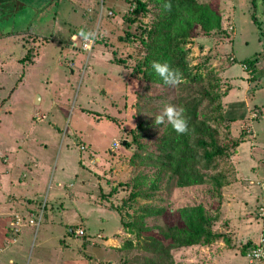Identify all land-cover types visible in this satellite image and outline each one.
<instances>
[{
    "label": "rangeland",
    "instance_id": "1",
    "mask_svg": "<svg viewBox=\"0 0 264 264\" xmlns=\"http://www.w3.org/2000/svg\"><path fill=\"white\" fill-rule=\"evenodd\" d=\"M141 1L148 10L132 23L134 0H0V158L3 148L17 158L30 148L40 159L41 174L39 189L31 195L34 224L24 225L16 237L30 239L32 248L15 252L14 264H136L139 251L115 248L133 240L123 225L140 219L145 206L157 216L145 219L144 234L181 226V209L201 206L211 216L212 233L219 237L210 245L174 250L175 264H250L241 250L260 238L256 212L260 186L264 189V64L252 102L248 96L255 85L246 83L239 63L227 62L263 49L264 0H196L218 13L222 32L205 36L193 25L194 36L183 45L191 76L181 83L218 84L222 119H235L224 139L244 141L232 150L224 171L227 183L219 190L212 185L168 190L163 183L156 190L134 158L139 151L134 137L143 134L138 123L152 124L146 132L151 139L162 131L154 120L166 107L164 100L182 93L181 83L167 90L134 69L145 60L147 71L156 61L146 58L140 31L159 12L154 0ZM81 31L95 38L86 42ZM126 33L133 36L124 43L119 38ZM194 76L201 78L197 84L191 83ZM8 172L6 178L14 174L17 182L25 181L22 172L0 159V181ZM6 187L3 183L0 194ZM77 228L107 240L86 246L83 237L70 234Z\"/></svg>",
    "mask_w": 264,
    "mask_h": 264
},
{
    "label": "trees",
    "instance_id": "2",
    "mask_svg": "<svg viewBox=\"0 0 264 264\" xmlns=\"http://www.w3.org/2000/svg\"><path fill=\"white\" fill-rule=\"evenodd\" d=\"M134 2L135 6L131 9L134 18H129L132 23L137 21L138 15L146 13L148 10V4L145 2L141 0H134ZM154 2L159 14L155 15V19L149 27L140 31L142 43L148 51L146 58L154 56L156 61L162 64L167 63L171 68L177 69L181 73L182 79H189L191 74L184 61L185 39L193 38L191 30L193 25H198L205 36L211 33L219 34L222 32L221 18L210 6L203 7L196 0H170L172 4L170 11L165 10L163 6L168 0H154ZM32 8L33 6H29V9ZM108 13L111 15L110 11ZM251 19L254 24L258 23L254 13L251 15ZM31 28L32 25H29L26 34ZM5 35L9 36L11 32ZM132 36V34L126 33L119 39L125 43L131 41ZM262 37L264 43V33ZM116 63L122 64L123 62L117 60ZM227 63L231 66L239 63L246 74V83L255 85L248 96L253 102L254 91L260 88L256 82H260L258 71H260L259 65L264 64V47L251 58L242 61L229 58ZM145 65L147 66V63L144 60V62L138 63L134 69L147 81L158 84L167 90L173 89V86L164 83L152 67H148L149 69L145 71L143 68ZM197 79L201 78L194 76L191 78V83L197 84ZM180 86L182 93L175 95L170 101L164 100V102L166 106L175 105L185 109L184 115L188 120V132L182 135L177 134L165 117V123L160 125L162 131H159L158 134L154 133L150 139L146 136V132L152 124L139 122L137 130L143 134L134 137L133 142L139 150L134 153V158L139 159L142 167L147 169L144 178L146 177L145 180L149 181L151 187L156 190L162 183L169 186L166 187L168 190L172 187L201 185H212L219 190L227 183L224 171L227 169V161L232 150L238 149L244 141L241 142L234 138L224 139L229 138L230 125L235 119H226V122L222 119L223 108L218 94V84L206 83L200 87H190L181 83ZM231 121L233 122L231 123ZM140 185L141 183L136 181L134 187ZM260 189L261 203L257 207L256 214L258 213V220L261 222L259 236L264 238V224L260 216L261 208L264 207V189L262 190L261 186ZM110 209L114 211L113 208ZM142 211L144 215L140 216V219L126 225L124 222L122 223L124 227L129 228V233L134 236L133 240H124L121 247L115 248L120 253L130 250L139 251V254L134 258L136 264H175L172 254L174 250H181L196 244L210 245L219 237L218 234L212 233L213 220L201 206L181 209L179 211L181 226L161 227L156 229V233L149 232L148 234H144L146 230L144 221L146 218L157 216V212L151 206H145ZM31 221H33L32 218ZM75 230H71L70 234L75 235ZM81 231V236H75L83 237L86 246L99 247L107 240L105 235L101 238L99 236L102 234L98 233L96 238H90L86 234V230ZM257 246L260 245L256 240L247 250L246 248L241 250V255L246 257ZM262 246L264 247V243Z\"/></svg>",
    "mask_w": 264,
    "mask_h": 264
},
{
    "label": "crops",
    "instance_id": "3",
    "mask_svg": "<svg viewBox=\"0 0 264 264\" xmlns=\"http://www.w3.org/2000/svg\"><path fill=\"white\" fill-rule=\"evenodd\" d=\"M25 138H27V136H25ZM3 150L4 154L0 158L1 160L3 159V164L11 165L13 171L22 172V177L25 180H19L17 182V176L14 174L8 179L6 178L10 175V172H8L4 180L0 181V188L3 183H7V187L5 188L6 192L0 194V201H4L1 206L3 209L0 210V258L3 257L4 264H9L10 261L14 264L15 252L24 249V247L30 249L33 244L31 242L29 243L30 239H26V237H21L22 239L16 237L24 225L27 223L30 224L31 217L33 218V215H35L36 207L34 205L36 202L31 195L36 192V189H39L36 182L41 178V174H39L40 159L33 154L30 148L24 151V154L20 158L15 156L16 152H8L10 149L7 150L3 148ZM8 153L11 155L7 156L6 154ZM4 171H8V169ZM67 187H69V185ZM57 188H61L60 183H57ZM15 217L19 218V226L15 225ZM16 229H18L17 232H15ZM119 231L120 230H118V232ZM43 240L45 239L43 238ZM11 248L12 250L9 251ZM23 264L25 263L23 262Z\"/></svg>",
    "mask_w": 264,
    "mask_h": 264
},
{
    "label": "clouds",
    "instance_id": "4",
    "mask_svg": "<svg viewBox=\"0 0 264 264\" xmlns=\"http://www.w3.org/2000/svg\"><path fill=\"white\" fill-rule=\"evenodd\" d=\"M163 6L165 10L169 11L172 8L170 0L165 2ZM80 36L84 37L86 42L95 38V34L92 32L85 33L84 31H81ZM152 68L155 73L163 79L166 85L175 87L182 82L181 73L177 69L171 68L167 63L162 64L158 61H153ZM184 113L185 109L183 107L167 105L163 109L162 113L155 117L154 124L155 126L164 124L165 117H167V122L171 124L177 134H186L188 132V120ZM257 255H259V253ZM9 264H12V262L10 261Z\"/></svg>",
    "mask_w": 264,
    "mask_h": 264
},
{
    "label": "built area",
    "instance_id": "5",
    "mask_svg": "<svg viewBox=\"0 0 264 264\" xmlns=\"http://www.w3.org/2000/svg\"><path fill=\"white\" fill-rule=\"evenodd\" d=\"M38 116L36 115V118ZM116 146H117V143H115ZM80 150L83 151L85 150V147L84 146H80ZM260 216H261V219L263 221V224H264V207L261 208V211H260ZM15 225H18L19 226V218L18 217H15ZM30 223L32 224L33 221H30ZM16 231H18V229H16ZM75 235L76 236H81L82 235V231L80 229H77L75 230ZM264 243V238L263 237H260L259 238V245L260 246H257L256 248H254L247 256L249 257V260H250V264H264V247L262 246V244ZM259 253V255H257ZM254 261H256V263H254Z\"/></svg>",
    "mask_w": 264,
    "mask_h": 264
},
{
    "label": "water",
    "instance_id": "6",
    "mask_svg": "<svg viewBox=\"0 0 264 264\" xmlns=\"http://www.w3.org/2000/svg\"><path fill=\"white\" fill-rule=\"evenodd\" d=\"M38 101H39V96L36 97L35 102L38 103Z\"/></svg>",
    "mask_w": 264,
    "mask_h": 264
}]
</instances>
